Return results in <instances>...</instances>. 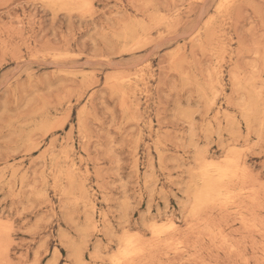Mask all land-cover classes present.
<instances>
[{
  "label": "rangeland",
  "instance_id": "obj_1",
  "mask_svg": "<svg viewBox=\"0 0 264 264\" xmlns=\"http://www.w3.org/2000/svg\"><path fill=\"white\" fill-rule=\"evenodd\" d=\"M127 237L129 264H264V0H0V264Z\"/></svg>",
  "mask_w": 264,
  "mask_h": 264
},
{
  "label": "bare ground",
  "instance_id": "obj_2",
  "mask_svg": "<svg viewBox=\"0 0 264 264\" xmlns=\"http://www.w3.org/2000/svg\"><path fill=\"white\" fill-rule=\"evenodd\" d=\"M78 1H79V3L83 2V0H78ZM137 32H138V30H137ZM248 111H250V110H248ZM252 114H253V112H252ZM235 160H230L225 165L215 164L213 162L212 163L210 162L208 164H204V167L199 172L200 173L199 177L201 179L199 181L200 182L202 181V188L196 192L195 200H196L197 205H202L204 202L210 201V199H213L216 196L219 197L220 191L223 188V186L225 184H227L229 181H233V179H235V178L237 179V177H239V174L241 172V167H239V165L237 164V162ZM228 198H229V196H228ZM214 201H215V199H214ZM224 201H225V198H224ZM154 232L156 235H160L162 233V230L155 229ZM167 234H168V232H167ZM140 243H142V242H140ZM140 243L136 239H134L133 237H127L124 240V245H125L124 249L120 252V254L117 257H115L112 260L113 263L114 264H129V263H131L132 262L131 260H133L136 256L138 257L139 254H143V252H144V248L140 245ZM134 261H135V259L133 260V262Z\"/></svg>",
  "mask_w": 264,
  "mask_h": 264
}]
</instances>
